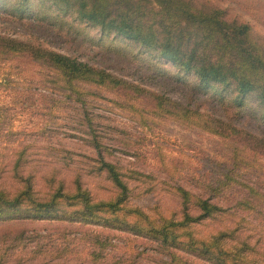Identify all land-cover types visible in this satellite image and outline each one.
Returning <instances> with one entry per match:
<instances>
[{
  "label": "rangeland",
  "instance_id": "1",
  "mask_svg": "<svg viewBox=\"0 0 264 264\" xmlns=\"http://www.w3.org/2000/svg\"><path fill=\"white\" fill-rule=\"evenodd\" d=\"M204 1L222 8L227 19L246 21L264 41V0ZM0 35L32 40L181 104H199L197 108L212 117L230 118L235 127L252 133L246 137L264 139V108L254 95L244 98L241 109L232 110V89L202 87L191 72L157 51L103 31L54 0H0ZM54 76L26 53H0V190L12 194L30 179L35 198L41 201L60 189L67 196L48 208L58 217L81 207L74 196L77 189L87 193L92 204L113 201L119 206L86 209L80 214L91 219L87 223L41 220L35 219L41 216L34 206L21 198L0 216L13 219L0 222V264H214L207 254L211 248L198 241L229 228L234 233L221 239V247H237V240L244 238L253 249L239 264H260L264 198H259L258 215L227 203L244 192L240 183L264 187L262 154L241 148L226 166L231 154L225 152L232 147L227 139L155 111L148 94L76 83L77 94L61 87ZM101 159L115 165L127 184L124 196ZM239 161L245 164L240 166ZM227 169L234 178L216 184ZM176 187L205 197L222 210L182 224L184 209ZM213 191L218 193L212 195ZM186 208L191 217L200 213L192 196ZM16 215L25 218L14 219ZM168 221L175 222L179 233L174 239L159 230ZM222 258L229 264L228 257Z\"/></svg>",
  "mask_w": 264,
  "mask_h": 264
},
{
  "label": "trees",
  "instance_id": "2",
  "mask_svg": "<svg viewBox=\"0 0 264 264\" xmlns=\"http://www.w3.org/2000/svg\"><path fill=\"white\" fill-rule=\"evenodd\" d=\"M54 1L103 31L113 32L133 40L140 47L157 51L166 61L191 72L197 78V84L202 87L206 88L212 85L218 89L222 88V91L225 88L232 89L235 93L229 102L232 110L241 109L244 98L250 94L254 95L258 105L264 108V41L252 32L246 21H239L234 18L227 19L222 8L211 5L204 0ZM0 53L11 55L26 53L31 59L50 69L55 75L53 80L68 92L74 91L80 94L76 85L78 83L113 86L112 88L119 86L130 89L133 95L148 94L152 98L155 111L171 115L186 123L195 124L208 133L227 139V145L232 147L225 152L231 154V160L226 166L233 163V153L237 150L240 151L241 148L246 152L254 153L256 151L264 156V139L252 135V137H246L252 133L235 127L230 118L222 119L224 120L222 121L221 118L212 117L211 114L198 109L197 105L200 106L199 104H181L164 95L150 93L131 82L114 76L105 69L92 66L75 57L49 51L32 40L23 41L0 35ZM211 98L213 99V97ZM240 134L243 137H240ZM244 150L241 151L244 153ZM22 153L20 152L19 155ZM19 162L20 157L17 156L13 162L15 174H17L16 169ZM239 162L240 166L245 164V161ZM101 166L117 186L120 194L124 196L128 192V187L122 181L115 165L101 159ZM228 172L229 169L222 174L221 179H216L214 182L220 185L228 184V181L234 178ZM256 177L260 178L258 175ZM257 184L253 182L240 183L244 192L236 198H231L227 205L239 206L243 212L248 214L251 212L257 215L262 214L260 209L262 201L259 198H264V187ZM32 186L29 179L24 181L23 187L12 194L6 190H0V216L5 214L14 204H20L21 198L34 206L33 209L41 216L35 219L41 220L44 218L58 221L65 218L87 223L91 222V219L83 218L80 214L86 209L92 210L94 207L104 206L112 210L115 209V206H119L113 201L92 204L89 202L88 194L77 189L74 196L80 200L76 203L81 207L78 210L74 209L75 211H66L63 217H58V215L50 214L48 208L58 198L67 195L58 189L48 200L38 201ZM175 190L176 197L180 199V209H184L181 212L182 219L180 222L182 224L208 218L222 210L216 204L210 203L205 197L191 195L181 187H176ZM210 191L212 190L209 189ZM217 193V191H213L211 194L216 195ZM191 196L194 198V206L200 212L196 217H191L186 212V203ZM67 205L76 206L74 204ZM19 209L21 208L19 207ZM14 217H16L14 219L20 220L25 218L21 215ZM5 219L0 218V222L13 220ZM103 223L110 225L106 221ZM159 230L165 238L169 237V239H174L179 234L173 221H168L165 226H160ZM234 230L229 228L216 231L215 236L207 241H198L201 246L211 248L207 254L213 259L214 264H223L222 257L224 256L228 257L229 264H239L242 262V257L252 251L253 247L249 246L244 238L237 240V247L229 246L228 249L221 247V239L227 236V233L233 234ZM166 240L164 241L166 242ZM260 264H264V257Z\"/></svg>",
  "mask_w": 264,
  "mask_h": 264
}]
</instances>
